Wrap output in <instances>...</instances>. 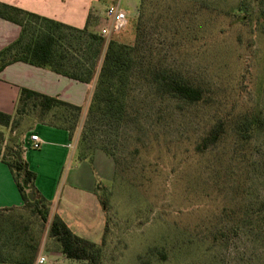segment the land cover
I'll return each instance as SVG.
<instances>
[{"label":"rangeland","instance_id":"obj_1","mask_svg":"<svg viewBox=\"0 0 264 264\" xmlns=\"http://www.w3.org/2000/svg\"><path fill=\"white\" fill-rule=\"evenodd\" d=\"M140 1L123 29L103 36L144 69L176 73L209 88L211 97L198 104L159 97L140 68L134 119L99 128L117 160L110 175L105 153L99 151L108 164H92L108 202L101 264H264V0ZM243 14L248 19L239 22ZM75 35L68 51L77 57L86 37ZM93 91L91 85L83 121ZM247 109L261 112L263 122L246 143L238 145L230 127L217 144L195 150L218 117ZM28 112L6 144L41 120ZM73 118L56 108L42 120L67 127ZM46 233L47 226L40 248L46 264H84L66 259Z\"/></svg>","mask_w":264,"mask_h":264},{"label":"trees","instance_id":"obj_2","mask_svg":"<svg viewBox=\"0 0 264 264\" xmlns=\"http://www.w3.org/2000/svg\"><path fill=\"white\" fill-rule=\"evenodd\" d=\"M0 17L20 26L18 37L0 49V71L11 63L25 62L93 85L94 88L92 103L84 113L83 121L81 115L84 106L21 87L14 114L0 111V126L9 127L12 131L26 112H36L41 119L36 122L67 130L69 139L75 138L76 145L79 143L83 146H77L78 160L92 161L94 151L101 150L112 159L116 173L115 153L101 138L106 136L99 128L105 122L111 127V124H119L120 120L128 124L134 119L129 108L130 103L135 101L133 87L142 80L140 68L152 75L151 85L159 97L189 104L210 101L209 88L165 69L152 66L144 69L135 54L125 52L124 46L116 43L114 38L107 39L87 25L74 27L3 2H0ZM239 17V22L248 19L247 14ZM75 34L86 37L83 52H79L77 57L68 51V45L77 42ZM56 108L72 112L74 122L67 127L44 123L42 119ZM97 115L99 119H96ZM262 122L261 112L252 109L218 117L197 142L195 150L205 151L217 144L230 127L236 143H246L254 131L262 128ZM96 123L98 127L94 128ZM78 126L80 131L75 135L74 130ZM20 138L6 144L0 130V161L7 165L22 200L20 206L0 207V264H35L46 226L47 238L57 244V250L66 259L83 261L84 264H101L104 235L108 230V202L98 195L105 216L104 231L99 242L75 234L57 213H50V202L35 187V173L28 169L22 157ZM29 193H32V199ZM258 209L264 213V202L260 203Z\"/></svg>","mask_w":264,"mask_h":264},{"label":"crops","instance_id":"obj_3","mask_svg":"<svg viewBox=\"0 0 264 264\" xmlns=\"http://www.w3.org/2000/svg\"><path fill=\"white\" fill-rule=\"evenodd\" d=\"M0 2L74 27L82 28L87 25L89 29L96 30L104 28L105 25L108 27L110 23L109 17L105 15L106 7L118 4L129 17L140 4V0H124V2L123 0H0ZM19 33L18 24L0 17V49L14 41ZM21 87L57 96L81 106L87 102L90 92V86L86 83L57 74L47 68L25 62H14L0 71V111L14 114ZM0 130L4 137L14 134V130L10 131L9 127L0 126ZM30 132L36 133L40 138L41 143L38 148L22 145ZM21 141L22 157L28 169L35 173V187L50 202V213H57L75 234L99 242L104 231L105 216L98 200V192L102 188L97 187L96 179L99 173L97 169H92V164L94 166L96 161L106 162L99 152L101 150L94 151L92 161L78 160L76 140L69 139L67 130L38 122L26 131ZM112 173H114L113 161L107 175ZM21 204L22 200L12 175L7 165L0 161V207ZM40 255L44 254L40 253Z\"/></svg>","mask_w":264,"mask_h":264},{"label":"built area","instance_id":"obj_4","mask_svg":"<svg viewBox=\"0 0 264 264\" xmlns=\"http://www.w3.org/2000/svg\"><path fill=\"white\" fill-rule=\"evenodd\" d=\"M105 15L109 17L110 23L108 27L101 29L102 35H108L112 32H118L123 29L127 23L126 12L118 4H113L105 9ZM41 140L36 133L30 132L29 136L23 140L22 145L30 148H38ZM46 257L38 255L35 264H46Z\"/></svg>","mask_w":264,"mask_h":264},{"label":"water","instance_id":"obj_5","mask_svg":"<svg viewBox=\"0 0 264 264\" xmlns=\"http://www.w3.org/2000/svg\"><path fill=\"white\" fill-rule=\"evenodd\" d=\"M29 197H30V199H32V193H29Z\"/></svg>","mask_w":264,"mask_h":264}]
</instances>
